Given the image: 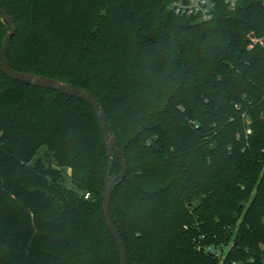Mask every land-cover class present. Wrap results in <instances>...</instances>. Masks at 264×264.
<instances>
[{
	"label": "trees",
	"instance_id": "1",
	"mask_svg": "<svg viewBox=\"0 0 264 264\" xmlns=\"http://www.w3.org/2000/svg\"><path fill=\"white\" fill-rule=\"evenodd\" d=\"M0 1L11 68L85 88L111 124L128 264H263L264 0H211L207 20L172 0ZM109 162L87 103L0 68V264H119Z\"/></svg>",
	"mask_w": 264,
	"mask_h": 264
},
{
	"label": "water",
	"instance_id": "2",
	"mask_svg": "<svg viewBox=\"0 0 264 264\" xmlns=\"http://www.w3.org/2000/svg\"><path fill=\"white\" fill-rule=\"evenodd\" d=\"M0 19L8 26V30L4 35L0 50V68L4 73V75H6L10 79L18 80L35 87L56 90L69 97L78 98L84 101L85 103H87L99 118L103 131V139H104L106 151L110 159L107 170L106 183L104 187L102 213L107 229L116 240L119 251V264H128V252L126 245L124 244V241L121 238L119 231L115 227L110 214V199L112 193V186L114 183L122 180L125 177L126 164L123 157V153L117 144L116 137L112 131V127L108 118L104 114L97 98L93 96L90 92H88L85 88L71 85L67 82L58 80L56 78L47 77L40 74H35L25 71H18L11 68L7 60V52H8L10 38L13 36L15 32V26L13 20L8 15L7 11L2 7L1 1H0ZM114 154L118 159L120 170L116 176L112 177L110 175V169Z\"/></svg>",
	"mask_w": 264,
	"mask_h": 264
},
{
	"label": "built area",
	"instance_id": "3",
	"mask_svg": "<svg viewBox=\"0 0 264 264\" xmlns=\"http://www.w3.org/2000/svg\"><path fill=\"white\" fill-rule=\"evenodd\" d=\"M230 8L235 6L236 0H225ZM213 3L211 0H172L169 9L176 15L196 16L200 20H207L211 17ZM88 195H85L87 197ZM254 263V259H249ZM232 264H239L232 262ZM256 264V263H254ZM264 264V261H263Z\"/></svg>",
	"mask_w": 264,
	"mask_h": 264
},
{
	"label": "rangeland",
	"instance_id": "4",
	"mask_svg": "<svg viewBox=\"0 0 264 264\" xmlns=\"http://www.w3.org/2000/svg\"><path fill=\"white\" fill-rule=\"evenodd\" d=\"M35 158H40L43 166L49 168V176L61 179L65 185L70 186L69 170L56 165L43 148L39 150Z\"/></svg>",
	"mask_w": 264,
	"mask_h": 264
}]
</instances>
